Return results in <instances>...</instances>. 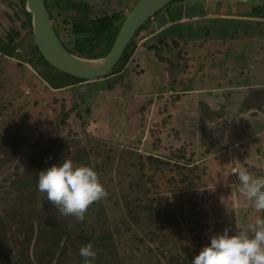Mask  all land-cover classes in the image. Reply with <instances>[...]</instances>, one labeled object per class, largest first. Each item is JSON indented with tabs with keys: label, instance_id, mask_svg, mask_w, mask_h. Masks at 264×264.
I'll return each mask as SVG.
<instances>
[{
	"label": "rangeland",
	"instance_id": "1",
	"mask_svg": "<svg viewBox=\"0 0 264 264\" xmlns=\"http://www.w3.org/2000/svg\"><path fill=\"white\" fill-rule=\"evenodd\" d=\"M85 1L86 14L68 8V0H48L53 23L68 46L82 38L75 33L82 17L90 23L113 13L126 16L138 0ZM263 5L264 0H183L170 4L134 38L130 58L117 66L115 73L59 89L29 63L0 52V215L4 219L0 224V264H28L35 245V264L40 258L49 264H67L79 255L83 246L80 237L90 238L93 232L90 239L109 246L110 253L124 264H191L182 262V247L195 256L213 234L226 227L234 232L236 225L247 228L257 217L264 218V210H256L238 190L237 179L228 186L221 171L217 176L211 172L213 164L204 168L199 163L207 149L184 145L189 135L196 136L197 128L190 119H178L180 112H191L189 102H178L192 96L186 92L188 84H197L200 77H213L206 67L215 68L216 53L230 49L231 38L235 36L231 53L236 56L230 54L232 58L244 48L256 50L263 44L264 15L257 12ZM23 7L20 0H0L1 39L6 40L12 29L20 32L17 42L31 38L29 27L23 26L27 19ZM221 13L238 20H213L222 19ZM247 13L252 17H242ZM185 22L193 29L207 25L211 35L196 31L185 40L176 32ZM251 35L256 41L248 39ZM221 38H226L223 41L228 48L220 46L217 50ZM112 40L93 38L91 52L82 56L104 57ZM24 45H29L27 39ZM18 51L24 52L22 47ZM39 65L48 78L56 79L55 69ZM189 122L192 126L187 125ZM172 135L180 140L178 146H169ZM221 138L213 141L220 142ZM177 155L195 161H176ZM64 157L76 165L91 164L107 193L87 211L84 220L94 230L89 234L79 233L81 221L62 215L37 188L38 172ZM226 163L225 170L229 171L232 166ZM219 168L223 170V165ZM17 174L21 183L25 179L33 185L26 188L14 184ZM256 175L264 177V168ZM159 211L168 215L163 230L156 218L150 221ZM103 218H108L106 225L101 223ZM53 225L55 235L61 234L62 239L50 248L39 230ZM104 234L112 238L105 241ZM163 236L172 241V252L163 245ZM64 243L68 252L62 253L58 262ZM103 247L97 248L107 254ZM51 250L55 252L52 262L48 260Z\"/></svg>",
	"mask_w": 264,
	"mask_h": 264
},
{
	"label": "crops",
	"instance_id": "2",
	"mask_svg": "<svg viewBox=\"0 0 264 264\" xmlns=\"http://www.w3.org/2000/svg\"><path fill=\"white\" fill-rule=\"evenodd\" d=\"M221 15L219 17L223 18L220 20H238L232 15L226 18L228 13ZM242 17L252 16L247 13ZM233 38L228 43L230 49L225 50V53H216L215 68L206 67L213 77H200L195 81L197 84H188L190 87L186 92L191 93L192 98L186 96L184 100L178 101L191 105V112H180L178 119H190L197 128L196 136L189 135V142L184 145L204 146L207 149L206 156L200 163L205 166L213 164L211 172L217 176L221 171L228 186L236 179L233 172L238 171L240 166L247 168L253 177H257L256 171L264 168V148L261 147L264 146V40L256 50L244 48L239 56L232 58L229 56L235 47L231 41ZM223 39L226 38L219 39L217 50L220 46L228 48L224 46L226 42ZM248 39L256 41L253 35ZM190 122L187 125L192 126ZM219 136H222L220 142L213 141ZM170 139L173 141L169 146H178V137L172 135ZM224 162L232 166L229 171L225 170ZM221 165L223 170L219 168ZM208 183H211V179ZM237 188L241 191L239 185Z\"/></svg>",
	"mask_w": 264,
	"mask_h": 264
},
{
	"label": "clouds",
	"instance_id": "3",
	"mask_svg": "<svg viewBox=\"0 0 264 264\" xmlns=\"http://www.w3.org/2000/svg\"><path fill=\"white\" fill-rule=\"evenodd\" d=\"M240 190L256 210H264V177H253L247 168L234 171ZM37 188L62 215L85 219L90 204L106 196L94 167L76 165L67 157L38 172ZM84 264H92L96 253L91 243L80 247ZM191 264H264V218L257 217L247 228L236 225L213 234Z\"/></svg>",
	"mask_w": 264,
	"mask_h": 264
},
{
	"label": "trees",
	"instance_id": "4",
	"mask_svg": "<svg viewBox=\"0 0 264 264\" xmlns=\"http://www.w3.org/2000/svg\"><path fill=\"white\" fill-rule=\"evenodd\" d=\"M68 1H69L68 4H67L68 8H71V9H73L75 11L76 10L77 11H81L84 14L88 13V3L85 0H80V1H76V2L72 1V0H68ZM178 1H183V0H174L171 4H174V3L178 2ZM20 2L24 5L25 0H20ZM136 3L137 2H135V4ZM46 4H47V7H48L49 12H50L51 19H53V15H52L51 10H50L51 6H50V3L48 2V0H46ZM24 7H25V5H24ZM23 11L25 12V15H26V18H27L26 22L23 24V26L25 28L29 27L31 38L23 37L20 42H17L16 39L20 36V32L16 31V29H12L11 32L8 34L6 40L0 38V52L2 53V55L3 56H7V57H14V58L20 59V60H22V61H24L26 63H29L32 67H34V69L38 72V74L40 76H42V78L44 80H46L53 88L66 87V86L74 84V82L86 81L84 79L77 78V77L72 76V75H70L68 73L61 72V71L57 70L56 68L51 66L44 59V57L41 54V52H40L39 48L37 47L36 43L33 42L34 38H33V28H32V14L26 8L23 9ZM257 12L259 14L264 15V7L262 9H259V11H257ZM120 14L121 13L119 12L118 14L113 13L112 15H105L102 18H99L97 22L93 21V22H90V23L87 22L86 18L82 17L81 18V22L79 24H77L78 30H76V32H75L76 35H79L82 38H78V40H76V43H75V45L73 47L68 46L67 43H65L62 40L63 44L71 52L76 53L78 51V52H81V55L90 53L91 49L89 48V45L91 44L90 41H92L93 38L97 39L99 37H104L105 39L106 38H113V40H114V38H115V36H116V34H117L118 30H119V27L121 26L124 18L126 17L125 15H123V14L120 15ZM158 14H156L154 16V18ZM120 17L122 19L120 24H116V21H118ZM213 20L220 21V19H213ZM150 21L151 20H149L147 23H149ZM146 24L137 32L136 36H138L140 34V32L145 29ZM180 25H181L180 27L177 26L176 32L180 33V36L182 38L184 37L185 40H187V38H188L187 35H189L191 37L195 36L193 33H196V31H198V32L201 31L202 33L205 32L207 34L210 31L209 26H207V25L197 26V29H193L194 27L192 26L191 23L187 24L185 22V23H182ZM54 26H55L56 31L58 32V27H56L55 24H54ZM219 30H221V27H219ZM58 34L60 36V33H58ZM209 35H210V33H209ZM26 39L28 40V44L29 45H24V41ZM134 41L135 40L133 39L132 42L130 43L129 47L126 49L124 55L122 56V58H121V60H120V62L118 64V67L124 65L127 62V60L130 58V55H131V53H132V51L134 49ZM19 47H22V51H24V52L18 51ZM41 63H43V64H45V65L49 66L50 68L55 69L57 71L56 72L57 73V77H55L56 81L55 80H51L50 78H48L43 73V71L40 69V65H39ZM116 71H117V68L115 70H113L110 74H108L107 76H104V77H101V78H106V77L110 76L112 73H115ZM60 145L63 146L64 144H60ZM9 146H11V145H9ZM8 149L11 150L10 147H8ZM10 154H12V152ZM205 156H206V154H204V156L202 158L200 157V159H204ZM149 159L155 160L157 162H161L162 164H164L166 166L169 165V162L160 160L159 157H157V156H152V157L150 156ZM175 159H176V161L179 160V161H182V162L187 163V164H188V162L192 163L193 161H195V160L192 159V157H188L187 158L185 156H179V155L175 156ZM89 166H91V164ZM204 168H208V167L204 165ZM21 180H22L21 177L17 174V176H15V178L13 180V183L17 184V186L22 185V186H24L26 188L31 187L33 185V184L27 183L25 179L21 183ZM149 192H150V190L147 189V194ZM101 201H102V198L100 199V201L97 200V201L93 202L91 204V206L89 205L87 211L90 208L93 209ZM154 201H155V199H152L151 203H153ZM135 204L138 205L137 201H135ZM137 207L138 206H135V208H137ZM87 211L85 213V216L89 215V213H87ZM99 216H100V214H96V218H99ZM167 217H168V215L163 214V213L161 214L160 211H159V213H157L155 216L153 215V216L150 217V221H153V219L156 218L157 219V226L158 225L161 226L160 230H163L164 229L163 225H166L168 223ZM107 219H104V218L101 219L102 220L101 223H103V225H106L107 224V221H106ZM1 223H4V219L0 215V224ZM86 224H87L86 220L81 221V229H79L78 231L82 235L85 234V233L89 234V233L94 231L92 229V227L88 228ZM56 231H57V228L54 225L50 229L39 230V233L42 236L45 237L46 243L48 242L50 244V246H49L50 248H52L54 246H58L60 244V240L62 239V235L61 234L55 235ZM160 232L161 231H159L158 233H160ZM93 235H94V232L92 233L91 237H93ZM156 236H160V235H158L156 233ZM90 238L81 236L80 237V241H81L82 245H85L87 243H91L93 245V249H94V251L96 253V256H95L94 260H92V264H124V263H122V261L116 255H113L112 253H110L111 251H110V247L109 246L103 247V245H101L100 242L97 243L96 238L93 239V240H91ZM111 238H112L111 234H104L102 236V239H104L105 241H109ZM163 242H164L163 245H165L168 248V251L172 252V250L174 248H172V245L170 244V242H172V241L169 239V237L163 236ZM173 244H175V248H177V246H179L178 244L176 245L175 242ZM97 247H103L104 251H106L107 254L100 253ZM182 250L185 252V253L181 252V254L183 255V256H180L182 258V262L183 263H185V262H188V263L190 262L191 263V259L194 257V255L191 252H188V249H186L185 247H182ZM36 252H37V245H35L34 254L33 255L30 254V258L27 261L28 264H35L34 259L36 257ZM67 252H68V245L67 244L65 245V243H64L62 251H61L59 257L57 258V261L61 262L62 253L65 255ZM50 253H51V256H50V258L48 260L52 262V260L55 258V252H53L51 250ZM73 260H69L67 264H84V258L81 257L80 255L76 256ZM38 262H39V264H49V262L45 263L44 260H42L41 258L38 260Z\"/></svg>",
	"mask_w": 264,
	"mask_h": 264
},
{
	"label": "water",
	"instance_id": "5",
	"mask_svg": "<svg viewBox=\"0 0 264 264\" xmlns=\"http://www.w3.org/2000/svg\"><path fill=\"white\" fill-rule=\"evenodd\" d=\"M174 0H138L124 18L106 55L91 59L71 52L55 29L46 0H25L32 14L34 41L54 68L86 81L97 80L115 70L137 32Z\"/></svg>",
	"mask_w": 264,
	"mask_h": 264
}]
</instances>
